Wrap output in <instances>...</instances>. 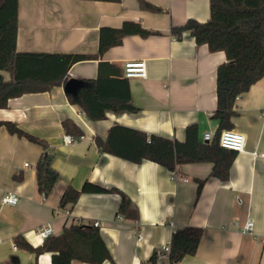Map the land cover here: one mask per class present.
<instances>
[{
	"label": "crops",
	"instance_id": "obj_1",
	"mask_svg": "<svg viewBox=\"0 0 264 264\" xmlns=\"http://www.w3.org/2000/svg\"><path fill=\"white\" fill-rule=\"evenodd\" d=\"M146 1L161 10L141 9L139 0H18L19 51L95 54L99 28L118 27L125 20L156 33L127 35L98 59L78 61L68 71L69 78L83 81L96 77L101 60L120 68L122 75L126 60H144L145 77L123 75L135 111H106L103 119L91 120L70 100L72 95L64 92L63 85L11 98L7 107L0 108V120L15 122L47 144L43 150L0 126V198L7 191L19 196L15 205L0 201V264H34L35 255L16 246L15 236L38 246L44 240L36 233L38 227L50 224L56 235L72 220L100 223L101 237L115 264H146L153 251L166 264H264V158L252 154L264 149V77L235 100L232 130L242 133L246 143L233 159L229 178L206 180L198 195L196 179L209 174L211 163L176 166V174L186 178L183 181L151 160L133 162L100 151L93 140L104 137L113 124L178 140L191 123L197 124L202 140L204 133L214 135L217 129L218 121L212 117L216 69L226 60L225 53L197 44L188 31L181 38L170 33L172 26L190 18L206 21L209 0ZM3 76L9 79L8 72L3 71ZM64 119L72 120L84 138L65 144ZM43 151L51 154L59 176L48 194L37 187L36 163ZM86 181L121 190L136 207L138 218L117 220L120 196L115 192L81 193L74 205H59L68 185L80 189ZM55 208L69 210V216H55ZM248 217L254 225L244 233ZM185 226L202 229L199 245L194 254L171 263L162 246L169 244L174 230ZM37 261L51 264V253L38 255ZM71 264L90 263L73 260Z\"/></svg>",
	"mask_w": 264,
	"mask_h": 264
},
{
	"label": "trees",
	"instance_id": "obj_2",
	"mask_svg": "<svg viewBox=\"0 0 264 264\" xmlns=\"http://www.w3.org/2000/svg\"><path fill=\"white\" fill-rule=\"evenodd\" d=\"M118 1V0H103ZM144 10L159 12L158 6L139 0ZM210 16L206 21L188 19L181 26H172L170 33L181 38L188 31L197 44H206L210 51L221 50L226 60L216 69V109L212 117L218 126L210 140L199 138L196 123L185 127L184 138L178 140L120 124H113L104 137L94 136L100 151L121 158L139 162L148 159L169 170L186 163H211L209 174L197 181V195L210 178L225 181L237 151L223 148L219 144L222 130L232 129L234 104L238 96L247 92L259 79L264 77V0H209ZM18 30V0H0V108L8 106L11 98L25 93L48 91L63 85L68 79L71 65L78 61L98 59L110 47L121 44L127 35L148 36L156 33L134 20H125L118 27L101 26L99 44L95 54L79 52L51 53L43 51H19L16 49ZM3 71L8 72L5 79ZM77 98L69 96L91 120L103 119L106 111H135L131 102L128 79L120 68L99 61L97 75L86 79ZM0 126L11 134L24 136L29 141L46 149L47 144L20 128L15 122L0 120ZM62 126L66 133L82 134L70 119H64ZM51 154L43 151L36 163L38 190L48 194L58 180V173L51 165ZM118 193L120 201L117 212L123 217L137 219L138 211L125 193L117 188H105L99 184L84 182L80 189L68 185L63 191L59 205H74L81 193ZM202 236L199 227L185 226L174 230L170 238L167 261L179 262L185 255L194 254ZM15 245L35 255L51 253V264H71L78 260L90 264L109 261L115 264L112 255L101 237L98 227L77 224L72 220L62 232L45 238L42 244L32 246L23 236L14 238ZM146 264H166L153 251Z\"/></svg>",
	"mask_w": 264,
	"mask_h": 264
},
{
	"label": "built area",
	"instance_id": "obj_3",
	"mask_svg": "<svg viewBox=\"0 0 264 264\" xmlns=\"http://www.w3.org/2000/svg\"><path fill=\"white\" fill-rule=\"evenodd\" d=\"M146 73V66H145V61L142 59H130L126 60L124 62V67H123V75L127 78L131 77H140L143 78L145 77ZM213 137V134L210 132H206L203 135V140H210ZM84 138L83 134L80 135H72L69 133H65L62 136V141L65 144H73L77 142L78 140H81ZM245 136L242 133H239L237 131H234L232 129H226L222 130L219 136V144L226 149H231L235 151H242L245 148ZM253 156L255 157H261L264 158V149L262 150H253L252 151ZM177 172L173 170L171 172V177L176 178L178 177L179 179L186 181V178L182 176H178L176 174ZM19 199V196L16 192L14 191H7L5 192L1 198L0 201L3 204H9V205H15ZM54 215H63L68 217L69 216V210L61 211L59 208L54 209ZM124 217L122 214H117V220H123ZM93 226L98 227L100 223L98 221H94L92 223ZM253 221L251 218H246L243 226H242V231L244 233H250L253 229ZM36 233L38 236L42 239H45L51 235L54 234V230L50 224H43L42 226L38 227L36 229ZM142 235L140 233L137 234V239H141ZM170 245L166 244L162 246V251L163 254L167 256V253L169 252ZM162 255H159L158 258H161Z\"/></svg>",
	"mask_w": 264,
	"mask_h": 264
},
{
	"label": "water",
	"instance_id": "obj_4",
	"mask_svg": "<svg viewBox=\"0 0 264 264\" xmlns=\"http://www.w3.org/2000/svg\"><path fill=\"white\" fill-rule=\"evenodd\" d=\"M84 85V82L80 79L69 78L63 84V90L66 94L77 96L79 89Z\"/></svg>",
	"mask_w": 264,
	"mask_h": 264
}]
</instances>
